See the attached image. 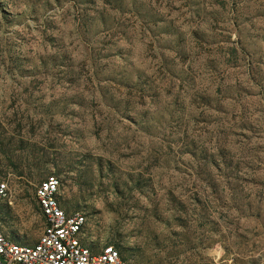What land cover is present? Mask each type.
<instances>
[{"label": "rangeland", "instance_id": "1", "mask_svg": "<svg viewBox=\"0 0 264 264\" xmlns=\"http://www.w3.org/2000/svg\"><path fill=\"white\" fill-rule=\"evenodd\" d=\"M60 179L131 264H264V0H0V229Z\"/></svg>", "mask_w": 264, "mask_h": 264}, {"label": "built area", "instance_id": "2", "mask_svg": "<svg viewBox=\"0 0 264 264\" xmlns=\"http://www.w3.org/2000/svg\"><path fill=\"white\" fill-rule=\"evenodd\" d=\"M60 179L45 176L35 188L43 217L36 242L18 243L0 229V264H131L114 245L96 248L86 237V215L67 211L61 203ZM8 195L7 181L0 177V204Z\"/></svg>", "mask_w": 264, "mask_h": 264}]
</instances>
